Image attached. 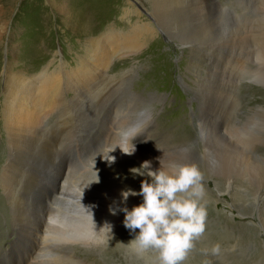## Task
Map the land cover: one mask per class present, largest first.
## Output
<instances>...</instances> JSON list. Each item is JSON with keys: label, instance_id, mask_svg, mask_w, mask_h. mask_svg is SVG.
Instances as JSON below:
<instances>
[{"label": "rangeland", "instance_id": "374dc122", "mask_svg": "<svg viewBox=\"0 0 264 264\" xmlns=\"http://www.w3.org/2000/svg\"><path fill=\"white\" fill-rule=\"evenodd\" d=\"M68 1L57 0V3L65 4ZM88 3L93 5L94 10ZM143 4L149 8L146 2L143 1ZM174 4L170 14L176 20L166 23V32L159 30L147 44L146 38L141 36L140 50L122 57L126 63L118 62L117 58L112 62V73L119 78L122 71H127L126 76L130 74L128 77L132 79L126 85L125 93L122 95L119 92L120 96L117 94L113 99H123L121 104L126 106L125 110L120 112L116 106L113 112L107 109V116H97L96 109L87 122V114L84 116L79 112L83 117L81 121L74 113L70 116L67 128L71 130V138L65 145L72 154L70 163L65 166L66 173L60 180V189L65 187L66 198L72 195L74 200L79 201L92 195L93 204L100 205L105 196L109 204H114L117 200L115 194L108 190L103 179L95 182L96 172L105 177L110 173L134 178L129 170L142 164L138 159L146 161L151 157L162 158L161 165L167 166V169L174 164H195L203 174V186L207 190L204 196L208 211L206 222L211 221L218 227L219 223L221 230H227L233 238L230 245L220 247L222 260L217 256L214 263L219 259L220 264L235 261L264 264L261 261L263 257H257L258 249L264 250V0H205L203 10L197 5V0H180ZM79 5L85 9V16L95 21L101 22L104 17V25L113 23L124 31L129 28L122 19L125 6L122 0H82ZM0 6L4 8L0 9V31L7 25L11 27L10 33L4 32L0 39L1 110L6 85L4 68H10L9 63L13 62V70L25 64L40 68L49 60L58 62L60 56L55 55V51L60 49L63 60L75 64V40H78L72 28L65 24L64 13L53 12L48 0H0ZM147 20L155 21L154 16ZM46 22L49 26L45 25ZM44 25L46 29L43 30ZM173 33L179 35V43L170 40ZM191 47L196 50L195 57L205 54L203 59L207 62L201 68L203 70H199L200 74H195L189 66L192 62ZM132 71L136 74L133 75ZM94 104L97 105L98 100H94ZM109 117H114L121 127L114 128ZM137 127L141 129L137 131ZM5 134L0 129V264H158V257H155L156 260L154 256L144 259L136 248H124L115 258L108 256L104 231L96 230L91 236H65L63 232L72 231L67 227L61 232L63 222L60 218L71 214L76 204L59 198L52 205L54 219L50 221V226L44 228L46 234L43 232V240L28 235L27 242L22 239L24 244H15L16 230L11 224L14 221L13 195L9 196L17 190L13 176L19 164L21 167L22 164L36 162V159L27 158L17 162V157L21 158L20 153L7 147ZM133 134L140 135L141 139L136 145L134 142L137 140L132 143L138 159L122 153L117 146L125 145L127 138ZM89 155L91 157L88 158ZM109 155L115 157L114 163L109 164L104 159ZM83 156L85 158L82 159ZM241 159L245 160L244 163ZM34 166H37L36 163ZM246 167H249V171ZM36 168L30 176L34 184L30 194L49 187L51 174L56 170V167L54 171L51 170L49 164ZM255 172L257 175L252 179ZM246 175L251 177H248L250 181H255L250 188L245 183ZM216 182L222 192L217 191ZM243 190L246 199H242L243 194H240ZM234 196L241 197L243 205L253 210L241 214L238 209L241 202L237 203ZM85 206L89 208L91 203ZM118 229L123 231L125 227L115 225L111 230ZM193 243L194 250L190 252L196 251L194 254L199 260H202V256L214 255L209 252L213 246L208 247L200 240ZM205 260L210 262L209 259Z\"/></svg>", "mask_w": 264, "mask_h": 264}, {"label": "bare ground", "instance_id": "6f19581e", "mask_svg": "<svg viewBox=\"0 0 264 264\" xmlns=\"http://www.w3.org/2000/svg\"><path fill=\"white\" fill-rule=\"evenodd\" d=\"M48 1L52 5L53 12L56 11L57 13H59L62 11L64 13L65 24L70 26L72 28L71 31L76 35L74 36L78 41L75 40L77 47L75 49V56L73 57V61L75 62V64H72L68 60H63L62 50L59 49L55 51V55L60 56V60L56 63H54V60H49L47 61L45 66H42L40 68H34L29 64H25L22 68L13 70L11 69V65L13 63L12 62L9 63L10 68H4L5 75L3 78L6 81V85L3 89L2 94L4 104L1 106L2 108L0 110V129H3V132L6 133L4 140L5 143H7V147L12 151H17L18 153H20L21 158L19 159V157H17V162H23L24 159L27 160V158H33L34 160L36 159V162H32L31 164H22L21 167L19 164L18 169L16 170V174L13 176V183H17V190H12L13 193L9 194L10 197L13 195L12 211L14 215V221L11 222V224L12 226H14V230H16L15 234L17 238L15 244L18 245L27 242L28 235L36 237L40 240L42 239V234L46 230L44 228L50 226V221L54 219L55 213L52 205H54V201L58 200V198L61 201L66 200L67 202H74L76 204V206L71 209V214L60 218L61 222H63V226H61V232H63V230H67V227H69L72 232H63V234H65V236L75 237H79V235L91 236V234L95 233L96 230H100L105 222L111 224L113 227H115V225H124V213L122 211H117L116 215H112L109 211V208L127 207L129 210H131L133 206L139 205L143 202L142 196L137 195L130 196L125 203H122V197L120 195L121 191L127 188H131L133 191L139 192L140 184L142 181L141 178L137 179L136 177H126L123 174L118 176L112 175L110 173H107V177L102 174H98V178L99 180L103 179L106 183L104 184L108 187V190L110 189L109 191H113V195L115 194L114 198H117V200L114 204H109L105 196H103V198L101 199L100 205L93 204L92 201L94 200V198L92 195L85 196L86 199H83L84 197H82L79 201L74 200L75 198H73L71 194H69L71 195V198H66L64 196V191H66L64 189L65 187H61L60 189L59 183L66 173L65 166L66 164L68 165L70 163L69 159L71 157L70 155L72 154L70 153L68 146L66 148L67 144L65 145L66 141H69L71 138V130L67 128V125H69L68 121L73 113L79 117L80 121L82 117L81 113H83L84 116L87 114V119H85V121L87 122L88 118L94 116V110L96 109L98 111L96 113L97 116L99 114H105L107 116V109L109 108L112 111V109L116 106L118 107L120 112H123L125 110L126 106L121 104V101L123 99L120 101L113 99L117 94L118 96H120L119 92H121L123 95L126 85L129 84L132 79L128 77L130 76V74L126 76L127 71H122L119 78L116 76V73H112L111 65L114 64H112V62L117 58L119 60L118 62L122 61L121 63H123L126 60L122 57L139 51L142 45V43L140 42L141 36L146 38L145 44H147V42L151 40V38L153 39L159 33V30H164L166 32V23L169 24V21L173 23L176 20V17L170 14L171 6L174 3H178L180 0H122L123 5H125L124 9L122 10V19H124L123 22L126 23L129 27L125 31L123 29L120 30L113 23L109 25L102 24L104 17L101 19V22H98L95 21L94 18L92 19L91 17L85 16V9H82L81 5H79L82 0H79V3L78 0H70V2H65V4H58L57 0ZM143 1L148 4L149 8L143 4ZM204 1L205 0H197V5L200 9L202 8L201 10H203V7H205L203 6ZM88 4H90L91 8L94 10L93 5L91 3ZM2 8L3 7L0 6V9ZM175 8L176 10H178V7H176V5ZM106 10L107 8L104 7V11ZM152 16H154L155 21H148L147 19L151 18ZM45 25L49 26L48 22H46ZM45 25L43 26V30L46 29ZM156 25H158L159 28ZM9 31H11L10 25L2 28L0 31V39L2 35H4V32L9 34ZM170 40L178 42L179 35H176L174 33L171 34ZM189 52L192 57V62L191 64L189 63V66L193 68L195 74H198L197 72H199V70H201V68L205 66L204 63L207 62L203 59V56L205 54H198L197 57H195L196 50L193 47L190 48ZM21 63L22 62H20V64ZM114 69L115 68H113V71ZM132 74L135 75V71H132ZM98 77H100V79ZM105 93L106 96H104ZM94 100H98L97 105L94 104ZM81 102L83 103L81 104ZM58 117H60L59 120L57 119ZM110 118L111 117H109L108 120L113 123V125L115 126H113L114 128H116V126H118L117 128H119V125L121 127V124L113 119L114 117L112 119ZM123 119L125 120V118ZM123 119L121 121L122 124L124 123ZM125 123L127 124V122ZM140 124L142 123H139V125ZM88 126L91 125H87L86 127ZM137 128V131L141 129L139 127ZM147 130L148 129H146V131ZM146 131L144 132L146 133ZM139 137L140 135L137 134V136H135L131 143H133V141L135 140H137L136 142H134L135 145L140 143L141 139ZM135 152L136 150L132 154L134 157L137 156ZM89 157H91V155H89L88 158ZM83 158L85 157L83 156L82 159ZM136 158L138 159L139 157ZM138 160L141 163L144 162L141 159ZM160 160H162V158L160 159L158 157H151V159H147V161L151 162L152 170L160 168ZM243 161L245 160L243 159ZM243 161L242 163H244ZM35 163L39 167L40 165L49 164V166L52 168L51 170H53V168L55 170V167L56 170H53L54 173L51 174V185L49 187L46 186V189L42 191H36L37 193L33 192L34 194H30V188L34 187V184L32 183L33 181L30 180V176L37 167L34 166ZM124 166L125 165H123V167ZM162 167L167 169V166L165 165H163ZM247 168L249 169V167H246V169ZM8 174H10L9 171ZM252 174L253 179V177L257 174L256 172ZM248 177V175L245 176V183L246 186L248 185L250 188L251 186H253V184L255 185V181H250L249 178L251 177ZM49 184L50 183H48V185ZM62 185L65 186L63 183ZM216 185V188H218L217 191L222 192L217 182ZM204 189L206 190V187H204ZM247 191L249 192V189H247ZM244 192L245 190H243V193H240L243 194L242 199H246ZM93 194L95 195V192ZM253 195L257 197L260 196L258 194ZM237 196L234 197L235 200L238 201L237 203H239L241 202V197L239 199L237 198ZM88 203H91V206L89 208L85 206ZM238 209L241 214H247L248 210H253L248 205H243V202L240 203V207ZM68 210H70V208ZM205 224L206 230L199 240L200 242L207 243L208 247L210 245L212 247L216 244H219L220 247H222L224 244L230 245V241H233V238L230 237V235L232 234L227 230H221L219 223V227L215 225V223H211V221L205 222ZM261 226L263 227V225ZM119 229L117 231L111 230V236L107 233L103 235L105 252L112 258L117 257L118 253L124 248H135V246L129 244V242L134 239L135 235L139 232V229H137L136 232H132L126 228L123 231H120ZM22 239H24L25 242ZM65 247L69 248L67 246ZM192 250L194 249L192 248ZM258 250L259 253L257 254V257H263L261 261L264 262V250H262L261 248H259ZM194 252H189L188 257L183 262V264H220L219 259L218 262L215 260L217 263H214V259L217 256H219L222 260V250H220L219 252L221 254L215 253L214 255L212 254L208 257L201 255V259L204 260V262L202 260H199L195 256ZM204 252L207 253L208 250L205 249ZM140 254L144 259H146L147 257L150 258L151 256H154V258L158 257L157 252L153 249L144 250L140 252ZM257 257H255V259ZM156 259L157 258H155V260ZM205 259H209L210 262H205ZM233 263L242 264L244 262L241 263V261H235ZM21 264H23V262Z\"/></svg>", "mask_w": 264, "mask_h": 264}, {"label": "clouds", "instance_id": "9594fccd", "mask_svg": "<svg viewBox=\"0 0 264 264\" xmlns=\"http://www.w3.org/2000/svg\"><path fill=\"white\" fill-rule=\"evenodd\" d=\"M136 135L128 137L125 145H117L122 153H134L135 146L131 139ZM104 159L109 164L115 162V157L111 155ZM129 171L134 177L146 178L141 181L139 192L131 188L122 190L121 202L125 203L130 196L137 195L142 196L143 202L131 210L127 207H110V213L116 215L117 211H122L124 227L132 232L139 229L129 242L138 252L153 249L158 254V264H183L194 247L193 242L199 240L206 230L207 211L202 172L195 164H174L168 169L161 165L152 170L151 162L147 160ZM96 177L95 182L98 183L97 172ZM111 229L112 225L105 222L100 231L110 235ZM211 251L219 253L220 245H214Z\"/></svg>", "mask_w": 264, "mask_h": 264}]
</instances>
